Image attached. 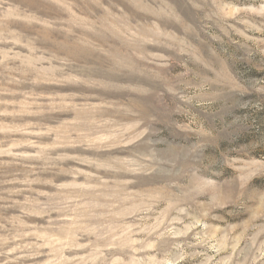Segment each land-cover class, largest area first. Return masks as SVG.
Here are the masks:
<instances>
[{"label": "rangeland", "instance_id": "obj_1", "mask_svg": "<svg viewBox=\"0 0 264 264\" xmlns=\"http://www.w3.org/2000/svg\"><path fill=\"white\" fill-rule=\"evenodd\" d=\"M0 264H264V0H0Z\"/></svg>", "mask_w": 264, "mask_h": 264}]
</instances>
